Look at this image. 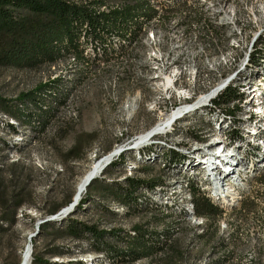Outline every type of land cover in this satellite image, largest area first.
Returning <instances> with one entry per match:
<instances>
[{
    "label": "rangeland",
    "instance_id": "obj_1",
    "mask_svg": "<svg viewBox=\"0 0 264 264\" xmlns=\"http://www.w3.org/2000/svg\"><path fill=\"white\" fill-rule=\"evenodd\" d=\"M182 1L169 11L158 8L135 41L111 38L104 47L106 54L99 52L95 59L94 44L88 42L84 61L67 57L36 68L0 67V103L59 80L56 96L39 100L43 109H51L44 113V130L22 125L0 110V264H18L28 245L29 264L33 254L55 264H113L85 242L56 235L55 229L67 218L99 230L118 229L120 234L132 235L134 227H140L159 248L138 260L114 264H264V167L243 185L238 205L222 208L210 199L221 211L211 218L196 216L190 207L183 209L169 191V185L178 186L183 178L175 177V168L167 167L162 153L173 149L195 166L196 154L220 146L208 145L209 137L221 134L216 109L198 106L173 124L168 131L173 135H153L138 147L130 144L175 108L194 106L200 95L235 69L242 73L246 54L248 64L263 52L264 0ZM108 4L116 6L120 0ZM221 7L222 19L215 13ZM225 13L231 25L222 24ZM166 76L179 80L164 90ZM195 136L203 141L193 140ZM118 146L124 163L117 160L108 174L96 178L102 184L121 183L125 177L154 183L151 192L139 190L152 207L140 203L137 210H127L92 184L81 196L83 207L75 212L79 201L65 202L69 196L73 199L78 179L92 161ZM259 149L263 161L264 147ZM146 150L154 153L147 155ZM191 175L196 183L201 179ZM182 197L187 200L188 194ZM18 203L23 204L13 212ZM186 204L181 201L183 207ZM56 205L59 210L48 215ZM45 222L53 226L41 230ZM118 247L124 249L125 244Z\"/></svg>",
    "mask_w": 264,
    "mask_h": 264
},
{
    "label": "trees",
    "instance_id": "obj_2",
    "mask_svg": "<svg viewBox=\"0 0 264 264\" xmlns=\"http://www.w3.org/2000/svg\"><path fill=\"white\" fill-rule=\"evenodd\" d=\"M109 1L117 0H0V67L36 68L67 57L84 61V48L88 42L94 44L95 59L100 55L99 52L106 54L104 47L110 43L111 38L135 41L144 25L157 15L158 8L169 11L171 6L183 2L182 0H120L119 5L109 7ZM102 7L104 9H101ZM259 42L263 46V42ZM58 81L53 79L40 84L33 91L20 93L14 100L3 101L0 103V110L8 118L22 125L44 130L47 122L44 113L50 112L51 109L49 107L43 109L39 100L40 98L44 100L49 96L48 94L56 96V92H59ZM230 88L223 92L220 98L215 99L214 103H228L243 96L235 88ZM32 106L37 111H34ZM6 126L10 131L15 132L12 123L6 122ZM188 134L185 132L186 136ZM193 140L203 141L197 136ZM153 153L146 150L145 154ZM185 157L168 149L162 153L161 159L168 168H175L186 160ZM117 160L124 163L122 153L105 167L101 175L108 174V167L117 165ZM92 184H95L105 197L112 198L127 210H137L140 203L146 206L151 202L146 195L142 196L139 190L146 188L151 192L154 188V183H146L131 177H125L121 183L105 184L95 178L86 187L85 193L92 188ZM189 188L193 212L196 216L211 218L221 214V211L214 207L192 182L189 183ZM70 201L69 196L65 204ZM84 202L85 197H81L75 212L83 207ZM22 204H16L13 212ZM147 206L152 207L148 204ZM60 207V205L52 206L47 214H55ZM46 226L51 227L53 223L45 222L40 225V229ZM61 226L55 229L56 235L61 234L85 242L90 251L103 252L113 264L135 261L159 249L150 244L149 236L140 227H134L132 235L120 234L118 229L99 230L94 225L73 218H67ZM119 243L125 244V248L118 247ZM31 264L55 263L49 262L42 255L33 254Z\"/></svg>",
    "mask_w": 264,
    "mask_h": 264
},
{
    "label": "bare ground",
    "instance_id": "obj_3",
    "mask_svg": "<svg viewBox=\"0 0 264 264\" xmlns=\"http://www.w3.org/2000/svg\"><path fill=\"white\" fill-rule=\"evenodd\" d=\"M218 9L220 10L215 13L220 14V19H222L221 16L224 14L223 8L221 7ZM231 10L230 13H233V9ZM228 13L224 15L226 19L224 20L225 22L223 21L224 23H222L224 25L232 24ZM256 39L257 37L253 38L251 43H254ZM263 52L255 56L256 58H252L253 60L250 59L251 61L249 60L248 64H246V62L248 61L247 59H249V54H246V57L247 55L248 57L246 58L244 64L245 68L243 67L244 71L242 73H240L241 70H239V68L235 69L231 74L225 75L226 77H224V79H219L220 83L217 81L218 84L216 86L209 89L207 93L200 95L193 104L194 106L189 104L175 108L165 119L162 117L164 120L159 121V123L151 127L150 130L137 135V137L133 139V142L130 143L138 147L150 140L153 135L167 133L170 128H172L173 124L181 120L184 113H190L198 106L199 108L205 107L208 111L216 109V117H218L222 126V128L220 127L221 134L219 138L209 137L208 145L220 146H216L212 150H207V152H205L207 154L203 152L196 154L195 166L192 165L193 163H190L192 161L191 159L185 160L183 163L176 166L173 173L175 177L180 179L183 178L181 181L182 183L177 184L178 186H176V184L169 185L170 190L167 188L174 198L178 197L179 200H184V202L187 203L184 205L185 207H183L181 201L179 202V205L183 209L187 210V207H190L192 212L194 210L189 188L190 182H192L206 198L219 203L220 207L223 205L227 207H233L234 204L238 205L242 201V195L239 192L243 189V185L253 178L258 173V170L264 167V160L259 161V158H261L259 157L261 153L259 146L262 145L264 147V139L262 140V138H264V65L262 64L263 60H261L262 56L260 57V55H263ZM178 80L177 77L172 79L170 76H166L162 82V84L165 83V85L163 84L164 90L173 88L174 83ZM229 87L235 88L239 93H242L243 96L233 101L229 100L230 102L228 103L221 102L215 104L214 100L218 99ZM130 108L129 111L132 112L133 104ZM172 132L174 131L168 133L173 135ZM119 147L120 146L113 148L98 159L92 161L89 168L78 179L71 201H79L86 190L87 185H85V183L87 180L92 176L94 177L93 179L98 177L103 171V169H101L102 165L107 160L111 159L112 161L115 156L122 153H115ZM190 174H193L191 176L196 178L201 177V179L199 178L200 180L196 183V179L189 178ZM93 179H91V181ZM164 187L166 186L164 185ZM185 193L188 194L187 200L185 199L186 196L184 198L182 197ZM29 260L30 254L29 247L27 246L18 264H29Z\"/></svg>",
    "mask_w": 264,
    "mask_h": 264
},
{
    "label": "water",
    "instance_id": "obj_4",
    "mask_svg": "<svg viewBox=\"0 0 264 264\" xmlns=\"http://www.w3.org/2000/svg\"><path fill=\"white\" fill-rule=\"evenodd\" d=\"M120 151H122L121 149H118V150H116L115 151V153H120ZM110 161H111V159H109V160H107L103 165H102V168L101 169H105V167L110 163ZM94 177L92 176V177H90L88 180H87V182L85 183V185H89V182L91 181V179H93ZM84 189V188H83ZM75 202H76V200H75ZM74 201L72 202V203H70V205H74V204H76ZM31 237V236H30ZM29 237V238H30ZM28 247H29V252H30V246L28 245Z\"/></svg>",
    "mask_w": 264,
    "mask_h": 264
},
{
    "label": "built area",
    "instance_id": "obj_5",
    "mask_svg": "<svg viewBox=\"0 0 264 264\" xmlns=\"http://www.w3.org/2000/svg\"><path fill=\"white\" fill-rule=\"evenodd\" d=\"M169 114H170V113H169ZM167 115H168V114H167ZM165 118H166V116L164 117V119H165ZM164 119H163V120H164ZM217 173H218V172H217Z\"/></svg>",
    "mask_w": 264,
    "mask_h": 264
}]
</instances>
